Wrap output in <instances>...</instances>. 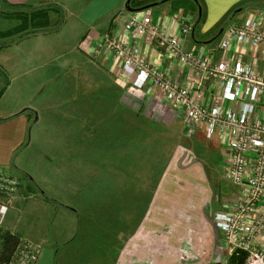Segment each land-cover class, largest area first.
Segmentation results:
<instances>
[{"label":"crops","instance_id":"1","mask_svg":"<svg viewBox=\"0 0 264 264\" xmlns=\"http://www.w3.org/2000/svg\"><path fill=\"white\" fill-rule=\"evenodd\" d=\"M141 1L151 2L150 5H153V2L163 0ZM199 1L206 8V16L199 30L184 38V48L188 51L195 49L200 54L211 53L215 62L221 57L218 43L227 29L221 31L224 21L233 14L231 19L235 20V15L244 8L247 9V15L264 10V0ZM128 2L129 0H0V167L11 173L13 168L20 169L16 158L18 152L23 148L30 151L37 138L35 130L41 122V107L33 104L32 99L54 77L52 63L55 59L73 56L70 60L79 61L77 58H80L81 61H87L91 57V46L102 39L116 37L135 16L142 18L151 14L153 23L166 34H179L180 24L177 21L184 17L192 22L190 13L170 9L174 6V0H164L166 3L141 11L129 10ZM192 5L199 12L198 5L195 2ZM194 8L191 7V10H195ZM32 14H46L53 22L52 26L31 27L25 32L20 31L21 17ZM60 15L64 18L59 26L56 22ZM6 23L9 25L6 26ZM128 36L135 46L141 47L143 57L160 64L162 69L172 66L173 77L178 76L182 84L193 80L190 73L182 71L178 64L171 63L163 49L156 46V50H151L150 46L139 42L134 33L123 37ZM62 46L66 48L62 50ZM63 51H66L65 55ZM241 51L244 61L253 65L264 76V53L253 51L247 46H243ZM106 62L105 71L115 78L116 85H120L122 89L129 85L122 100L134 109L136 115L153 119L154 124L156 119H160L162 123H156L158 126L175 123L177 120L185 126L181 112L170 108L160 93L154 89H134L121 62L117 64V61L110 59ZM91 75L95 79V70ZM216 92V83L207 81L202 90L204 104L210 105V98ZM169 108L172 113H169ZM154 109L158 111L154 112ZM153 112L155 115L151 116ZM254 117L264 121V102L258 105ZM196 133L201 135L196 137L198 142L202 140L199 143L209 142L202 131ZM214 141L219 146L224 142L219 136L210 140L211 143ZM87 144L83 142L82 148L68 151L69 154L62 151V159L68 161L67 165L71 161L77 163L76 167L69 165L51 173L54 179L65 177L61 188L65 191L63 195L70 196L74 216L66 217L71 229L66 225L52 228L51 220L43 223L45 228L39 234L37 242L34 241L42 247L37 264L219 262L221 247L214 226V216L218 212L212 211L213 185L207 176L208 169L194 152H183L180 149L171 156H164V162L158 167V171H151V182L150 177L144 178V183L140 185L141 198L132 202L129 198L138 185H134L136 176L129 174V169L126 168L129 165V154L118 165L115 164V167L105 169L102 164L104 156L108 155V159L112 160L113 155L110 151L102 153L103 148L105 149L102 145L88 144L87 147ZM44 202V214L49 217L50 207L47 205V210L46 201ZM63 204V207L69 208L65 201ZM91 214L95 215L90 216ZM7 217L8 215L0 231L4 229ZM71 220H76L75 227ZM47 227L50 229L49 234H46L49 230Z\"/></svg>","mask_w":264,"mask_h":264},{"label":"rangeland","instance_id":"2","mask_svg":"<svg viewBox=\"0 0 264 264\" xmlns=\"http://www.w3.org/2000/svg\"><path fill=\"white\" fill-rule=\"evenodd\" d=\"M193 2V0H174V6L170 5L172 6L170 9H181L185 12L184 14L190 13L189 15L192 17L190 23L193 24V31H196L199 30L204 20L200 16V9L198 12L193 7ZM155 3H158L155 6H159L166 2L163 0ZM191 7L195 10H191ZM246 10L244 8L242 12L236 14L235 20L231 19L234 14L228 17L222 24L221 31L228 28L229 25L244 21L248 16ZM147 16L152 18L151 14H147ZM182 17L184 16L182 15ZM63 18L60 15L59 19L58 16L59 21L56 23L59 26L62 24ZM134 18L141 19L136 16ZM48 22L46 28L51 27L53 24L49 16ZM8 25L6 23V26ZM109 39L113 40V38ZM107 41L108 39L105 38L96 43L95 46H91V57L87 58V61H81L80 58H77L79 61L70 60L73 56L71 58L63 56L55 59L52 63L54 77L50 79L46 88L40 89L32 99L33 104L41 107L39 113L42 118L35 130V137L37 138H35L30 151L23 148L17 154V166L20 169L13 168L12 174L20 182L19 195L17 194L10 204V212L3 229V231L18 237L16 248L25 241L37 242L39 234L45 228L43 223L50 220L53 223L52 228L58 225H66L68 229H71L70 221L66 217L74 216L73 203L68 194L63 195L65 191L61 188L65 177L54 179L51 173L60 171L63 167L69 165L70 167H76L77 163L71 161L67 165L68 161H64L61 154L62 151L69 154L68 151H72L77 147L82 148L83 142L88 143L90 146L93 144L104 146L105 149L103 148L102 153L107 154L110 151L114 158L110 160L108 155L104 156L105 159L102 164L105 169L115 167V164L118 165V162L129 154V165L126 168L129 169V174L136 176L134 185H138L133 191V196L129 198V201L132 202L141 198L142 193L140 191L142 189H140V185L151 176L152 170L158 171V167H161L164 162L163 157L166 155L171 156L172 153L174 154L180 149L183 152H194L208 169L207 176L213 185V213L225 211L229 200L237 192V189L228 179L229 166L224 159L225 142L221 143L220 146L216 141L211 143L210 140L209 142L204 141V144L199 143L202 141L198 142L196 139L199 133H195V136H186V127L180 120L158 126L156 123H160V119H156L154 124L153 119L136 115L134 109L132 110L125 104L122 99L125 91L129 90V85L126 89H122L120 85H116L115 78L105 71L107 60L117 61V64H120V60H122L117 58L115 53L106 54ZM138 41H142L141 43L146 45L145 40L138 39ZM148 46L151 50H156L157 47L163 49L157 44ZM61 48L64 50L66 47L62 46ZM138 48L141 51V47L138 46ZM163 50L165 51V49ZM62 53L65 55L66 51ZM75 58L74 60H76ZM153 63L155 62L153 61ZM171 63L175 64L173 61ZM156 65L163 72L172 69L170 68L172 66H169L168 69H162L159 66L160 64ZM180 69L182 70L181 67ZM93 70L96 72L95 79L91 75ZM126 76L128 75L126 74ZM156 111L158 110L154 109V112ZM154 112L151 113V116L155 115ZM169 113H172V111ZM125 161L126 159L123 162L125 163ZM87 171L89 172V169ZM50 179L52 180L50 181ZM152 179L150 177V182ZM102 183L103 179H101ZM44 192L45 195H43ZM0 201H4V199L0 197ZM44 201H46V206L49 205L50 207L49 217L44 214ZM64 201L69 208L63 207L65 206ZM47 210H49L48 206ZM93 215L95 214L90 216ZM71 221L75 227L76 220ZM48 229L49 227H47ZM49 233L50 229L46 234ZM14 253L15 250L8 259L9 261ZM0 261H2L1 258Z\"/></svg>","mask_w":264,"mask_h":264},{"label":"built area","instance_id":"3","mask_svg":"<svg viewBox=\"0 0 264 264\" xmlns=\"http://www.w3.org/2000/svg\"><path fill=\"white\" fill-rule=\"evenodd\" d=\"M179 20L180 33L166 34L149 16L133 18L120 33L108 39L106 54L115 53L139 91L154 89L170 108L181 112L186 136L202 131L208 140H225L229 182L237 189L226 210L214 216L221 247L217 264H264V121L255 119L264 102V76L243 59L241 48L264 53V10L249 14L244 21L228 27L218 43L221 57L211 53L186 51L184 38L193 32L190 21ZM134 33L146 45L165 49L170 61L191 74L193 80L182 84L172 69L163 72L152 59L143 57L126 34ZM111 40V41H110ZM216 83L210 105L204 104L202 90L207 81ZM20 182L0 167V229ZM42 249L31 241L21 243L14 256L4 264H37ZM1 264V262H0Z\"/></svg>","mask_w":264,"mask_h":264},{"label":"trees","instance_id":"4","mask_svg":"<svg viewBox=\"0 0 264 264\" xmlns=\"http://www.w3.org/2000/svg\"><path fill=\"white\" fill-rule=\"evenodd\" d=\"M129 8L132 10H140L147 7H151L155 5V2H153V5L151 2H144L141 0H130ZM170 1V0H169ZM200 9V16L205 19L206 16V8L202 2L199 0H193ZM157 2V1H156ZM179 9V8H177ZM176 10V9H175ZM43 17V19H42ZM44 20V21H42ZM202 20V19H201ZM48 17L46 14H32V15H23L21 17V26L19 27L20 31L25 32L29 28L33 27L34 29L37 27H46L48 26ZM8 35V33H6ZM18 242V237L15 235H12L11 233L7 231H0V258L2 259L1 264L6 263L9 261L11 255L13 254L16 244ZM7 259V260H6ZM231 262L234 264L235 260L232 258Z\"/></svg>","mask_w":264,"mask_h":264},{"label":"water","instance_id":"5","mask_svg":"<svg viewBox=\"0 0 264 264\" xmlns=\"http://www.w3.org/2000/svg\"><path fill=\"white\" fill-rule=\"evenodd\" d=\"M130 2H131V1L129 0V2H128V6H127L128 8H129V5H130ZM148 8H149V7H147V9H148ZM145 9H146V8H145ZM129 10L132 11V9H130V8H129ZM141 10H144V9H140L139 11H141ZM217 233H218V232H217ZM218 236H219V234H218Z\"/></svg>","mask_w":264,"mask_h":264}]
</instances>
